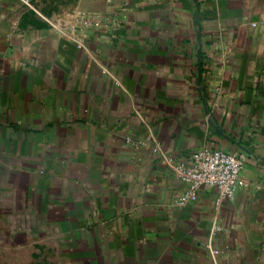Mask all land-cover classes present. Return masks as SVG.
Segmentation results:
<instances>
[{
    "label": "crops",
    "instance_id": "crops-1",
    "mask_svg": "<svg viewBox=\"0 0 264 264\" xmlns=\"http://www.w3.org/2000/svg\"><path fill=\"white\" fill-rule=\"evenodd\" d=\"M207 143L238 186L182 201ZM0 219L39 262L264 264V0H0Z\"/></svg>",
    "mask_w": 264,
    "mask_h": 264
},
{
    "label": "built area",
    "instance_id": "built-area-1",
    "mask_svg": "<svg viewBox=\"0 0 264 264\" xmlns=\"http://www.w3.org/2000/svg\"><path fill=\"white\" fill-rule=\"evenodd\" d=\"M241 170L242 161L236 154L208 143L200 145L192 153L189 164L177 167V176L188 187L182 201L195 199L202 185L215 188L219 199L231 197Z\"/></svg>",
    "mask_w": 264,
    "mask_h": 264
},
{
    "label": "rangeland",
    "instance_id": "rangeland-1",
    "mask_svg": "<svg viewBox=\"0 0 264 264\" xmlns=\"http://www.w3.org/2000/svg\"><path fill=\"white\" fill-rule=\"evenodd\" d=\"M6 221V219H3ZM12 220V218L10 219ZM0 222L1 219H0ZM24 242L22 232H2L0 231V264H51L35 261L32 258L29 249L18 247Z\"/></svg>",
    "mask_w": 264,
    "mask_h": 264
}]
</instances>
